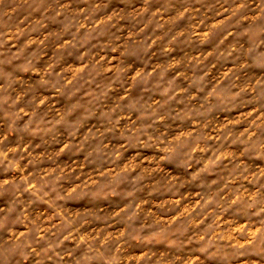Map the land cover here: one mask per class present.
I'll return each instance as SVG.
<instances>
[{
	"label": "clouds",
	"instance_id": "1",
	"mask_svg": "<svg viewBox=\"0 0 264 264\" xmlns=\"http://www.w3.org/2000/svg\"><path fill=\"white\" fill-rule=\"evenodd\" d=\"M0 264H264V0H0Z\"/></svg>",
	"mask_w": 264,
	"mask_h": 264
}]
</instances>
